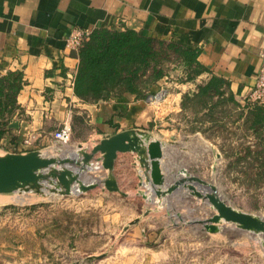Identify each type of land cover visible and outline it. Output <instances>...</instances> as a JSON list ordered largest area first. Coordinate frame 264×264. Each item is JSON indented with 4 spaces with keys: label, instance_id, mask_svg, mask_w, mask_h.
Wrapping results in <instances>:
<instances>
[{
    "label": "rangeland",
    "instance_id": "374dc122",
    "mask_svg": "<svg viewBox=\"0 0 264 264\" xmlns=\"http://www.w3.org/2000/svg\"><path fill=\"white\" fill-rule=\"evenodd\" d=\"M171 73L177 76V71ZM164 102L154 105L162 107ZM176 117L173 123L158 124V128L179 127L175 143L152 125L142 129L165 145L162 167L167 181L185 168L215 184L232 207L264 215V175H257L255 169L243 172L232 162L235 152L244 154L240 142L249 138L225 134L223 152L216 133L206 137L200 132L205 137L202 142L186 118ZM228 127L234 130L233 124ZM90 134L88 125L75 121L67 143L52 137L41 153L60 157L77 145L89 150L99 141ZM117 159L120 166L115 173ZM116 160L113 173L125 196L103 185L68 195L49 188L0 193V200H5L0 201V263L264 264V234L240 232L228 222L217 224L225 226L222 232H207L195 219L216 213L211 205L184 189L158 197L145 182L135 153H118ZM98 163L92 160V168L81 176L83 181L104 178L107 172Z\"/></svg>",
    "mask_w": 264,
    "mask_h": 264
},
{
    "label": "crops",
    "instance_id": "0c3cea01",
    "mask_svg": "<svg viewBox=\"0 0 264 264\" xmlns=\"http://www.w3.org/2000/svg\"><path fill=\"white\" fill-rule=\"evenodd\" d=\"M73 27L130 28L178 42L197 51L203 71L190 81L163 77L144 98L125 93L83 102L73 90L78 54L65 46ZM263 63L264 0H0V74L19 70L24 80L16 97L19 108L0 139V155L41 152L73 115L83 117L93 140L152 125L175 143L179 127L158 124L176 120L183 93L216 75L228 81L239 100L254 85ZM175 71L179 76L183 67ZM160 89L168 102L156 107L150 96ZM194 135L205 140L200 132ZM119 166L117 159L115 173Z\"/></svg>",
    "mask_w": 264,
    "mask_h": 264
},
{
    "label": "trees",
    "instance_id": "16d2710c",
    "mask_svg": "<svg viewBox=\"0 0 264 264\" xmlns=\"http://www.w3.org/2000/svg\"><path fill=\"white\" fill-rule=\"evenodd\" d=\"M77 54L73 90L87 103L125 93L144 98L156 82L173 76L171 70L178 67H183V72L175 78L182 81L193 80L203 71L196 59L197 51L172 40L141 35L130 28H95ZM23 83L19 70L0 74V139L19 108L16 97ZM180 106L179 115L189 121L192 131H199L206 137L216 133L223 152L227 140L225 134H240V140L249 138L246 143L240 142L244 154L235 152L236 158L232 162L243 172L255 169L257 175H264L262 104H242L230 91L228 81L213 75L199 83L195 90L183 93ZM75 121L87 125L83 117L73 115L71 128ZM230 124L234 125V130L229 129Z\"/></svg>",
    "mask_w": 264,
    "mask_h": 264
},
{
    "label": "water",
    "instance_id": "95a60500",
    "mask_svg": "<svg viewBox=\"0 0 264 264\" xmlns=\"http://www.w3.org/2000/svg\"><path fill=\"white\" fill-rule=\"evenodd\" d=\"M165 145L142 129H127L100 139L88 150L82 145L68 153L54 157L38 150L26 152H5L0 155V193L15 192L19 189H36L61 195L78 194L97 185H103L108 191L126 195L119 188L113 173L118 153L133 152L143 168L145 182L150 185L153 194L160 197L184 189L188 194L200 198L211 205L216 213L208 218L195 219L205 231L222 232L225 226L218 223H233L240 232L250 231L264 234V215L245 212L232 207L223 200L218 187L203 178L189 174L181 168L170 182L162 167ZM96 154H100L97 156ZM219 156V154L217 153ZM100 162L99 168L106 170L103 179L83 181L81 176L92 168V160ZM96 168H98L96 166Z\"/></svg>",
    "mask_w": 264,
    "mask_h": 264
},
{
    "label": "built area",
    "instance_id": "2783aa9c",
    "mask_svg": "<svg viewBox=\"0 0 264 264\" xmlns=\"http://www.w3.org/2000/svg\"><path fill=\"white\" fill-rule=\"evenodd\" d=\"M91 30L73 27L65 39V46L71 51L78 52V49L84 41L89 38ZM167 98L165 89H160L157 93L150 96L152 104L164 102ZM242 104H262L264 105V63L261 65L257 79L249 89L239 96ZM159 107V106H158ZM71 136V125L68 121L63 122L54 132L53 138L60 143H67ZM25 146L29 145L28 140H24Z\"/></svg>",
    "mask_w": 264,
    "mask_h": 264
},
{
    "label": "bare ground",
    "instance_id": "6f19581e",
    "mask_svg": "<svg viewBox=\"0 0 264 264\" xmlns=\"http://www.w3.org/2000/svg\"><path fill=\"white\" fill-rule=\"evenodd\" d=\"M73 151H74V150H73ZM20 195H21V194H20ZM18 198H19V197L15 198V200H17ZM20 200H21V199H20ZM0 201L2 202V201H5V200H0ZM9 201H10V200H9Z\"/></svg>",
    "mask_w": 264,
    "mask_h": 264
}]
</instances>
